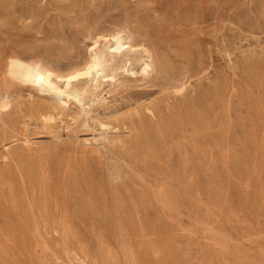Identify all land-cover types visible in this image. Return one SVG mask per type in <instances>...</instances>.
<instances>
[{"label": "rangeland", "instance_id": "obj_1", "mask_svg": "<svg viewBox=\"0 0 264 264\" xmlns=\"http://www.w3.org/2000/svg\"><path fill=\"white\" fill-rule=\"evenodd\" d=\"M119 31L162 63L83 106L10 73ZM0 96V264H264V0H0Z\"/></svg>", "mask_w": 264, "mask_h": 264}, {"label": "bare ground", "instance_id": "obj_2", "mask_svg": "<svg viewBox=\"0 0 264 264\" xmlns=\"http://www.w3.org/2000/svg\"><path fill=\"white\" fill-rule=\"evenodd\" d=\"M131 38L121 31L101 34L90 47L91 59L71 73L62 74L41 62L32 64L20 59L12 60L10 73L20 83L53 93L57 98L72 97L82 105L81 96L89 92V88L85 85L79 88V83H90L91 88L97 90L104 82H122L118 76L147 79L151 75L153 64L161 65L160 58L154 56L148 48L133 42ZM133 62L140 64L139 69H135ZM9 108V96H0V113L4 114ZM82 108L85 111V107ZM43 117L45 120L50 118L47 115Z\"/></svg>", "mask_w": 264, "mask_h": 264}]
</instances>
